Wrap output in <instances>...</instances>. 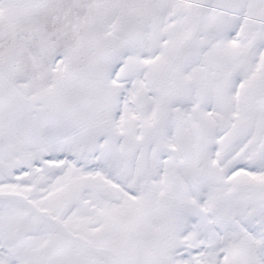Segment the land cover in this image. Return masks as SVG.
Returning a JSON list of instances; mask_svg holds the SVG:
<instances>
[{"label": "snow or ice", "instance_id": "1", "mask_svg": "<svg viewBox=\"0 0 264 264\" xmlns=\"http://www.w3.org/2000/svg\"><path fill=\"white\" fill-rule=\"evenodd\" d=\"M0 264H264V0H0Z\"/></svg>", "mask_w": 264, "mask_h": 264}]
</instances>
